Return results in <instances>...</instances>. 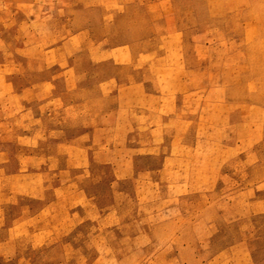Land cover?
<instances>
[{"label":"crops","instance_id":"obj_1","mask_svg":"<svg viewBox=\"0 0 264 264\" xmlns=\"http://www.w3.org/2000/svg\"><path fill=\"white\" fill-rule=\"evenodd\" d=\"M34 6L16 4L18 24L37 22L31 13H18ZM44 20H51L48 13ZM93 30L52 41L30 28L23 46L15 30L16 58L7 70L0 62V107L12 105V121L29 124L19 139L32 147L35 138L48 143L43 161L30 156L28 165L18 163L11 173L0 149V264H22V242L48 248L54 235L78 237L85 223L96 230L94 241H68L61 245L66 255L48 264H264V177L258 176L264 162L251 159L264 131L260 115L252 114L261 103L229 96L210 62L203 56L197 63V51L165 46L174 33L141 30L135 39L107 46L110 36L96 37ZM26 60L30 74L40 63L34 71L50 76L26 85L8 82L26 72L20 65ZM242 155L250 178H242L236 209L223 196L214 204L228 163ZM92 169L109 171V179L102 172L95 183L109 187L105 206L84 188ZM49 178L54 188L44 209L4 225L5 209L18 199L45 200ZM122 184L133 187L130 196L116 188Z\"/></svg>","mask_w":264,"mask_h":264},{"label":"rangeland","instance_id":"obj_2","mask_svg":"<svg viewBox=\"0 0 264 264\" xmlns=\"http://www.w3.org/2000/svg\"><path fill=\"white\" fill-rule=\"evenodd\" d=\"M29 1L35 6L31 9L23 7L22 11L18 10L22 16L31 13V17L38 19L28 28L22 23V19L21 24H18L20 19L15 20L14 12H16V4ZM45 13H48L49 19L51 18L48 22L44 20ZM30 28L31 33H36L37 38L39 36L41 39L52 41L83 30L94 29L96 37L110 36V41L106 42L107 46L121 45L135 39L141 30L151 35L159 34L161 37L174 33L176 39L165 40V46L179 48L185 52L197 51L199 53L195 58L197 63L204 62V59L210 62L214 78L222 77L221 81L229 86L230 90L227 92L229 96L235 99L245 96L250 101L261 103L260 112L254 110L252 114H259L262 123L264 121V0H0V62L7 63L6 70L10 69L11 61L16 58L14 48L20 44L19 38L23 36L24 39L21 40L23 46V40H26L24 34ZM15 30L21 33L20 37L13 34ZM194 38L197 40L194 41ZM203 56L204 59L200 58ZM20 65L26 72L8 77V82L26 85L30 81H42L50 76V73L34 71L35 68L40 69L38 67L40 63H36L37 66L34 64L31 74L28 72L27 60L22 61ZM57 71L53 69L51 76L59 86L61 81ZM237 82L238 89L235 88ZM59 94L60 90L57 88L54 95L59 96ZM12 95L10 91H6L5 98L11 99ZM218 95L220 93H214V96ZM12 113V105L0 107V149L6 154L8 173L16 170L18 163L28 165L30 156L43 161L48 145L44 137L35 138L36 142L33 144L36 148L29 146L28 139H23L22 136L19 139L18 134H24L30 126L28 123L19 126L13 122ZM42 125L44 126V123ZM234 139L235 134H230L228 142L234 143ZM253 157L259 162H264V131H262V140L252 151L251 159ZM242 163L243 155L240 159L230 160L224 170L223 183L218 185L213 193L214 204L216 199L223 196L230 205H234L232 210L236 209L235 196L242 187L240 185L242 178L245 177L246 183L250 178L249 170L242 166ZM102 172L106 175L105 180L109 179L108 170L92 169L93 178L85 181L84 187L95 196L98 206H105L110 202L108 185L105 182L95 184L97 176ZM258 176L264 177V169ZM46 180L51 181V184H46L43 188L45 200L31 201L25 197L18 199L16 205L5 209L4 225H10L14 217L28 215V211L36 213L44 209L46 202L51 199L54 188L53 178ZM8 186L6 181L4 189L7 190ZM116 188L129 196L133 192L130 184H122ZM123 204L124 206L126 204V209L135 207L134 203L123 202ZM80 230L78 237L54 235L53 239L48 240L52 243L48 248L30 249L27 242H22L20 245L24 259L22 264H48L60 261L66 255L61 245L68 241L74 244L85 241L90 245L94 241L96 230L89 223L82 224ZM228 238L235 240L236 235L230 234ZM87 247L84 253L86 258L91 259L93 251Z\"/></svg>","mask_w":264,"mask_h":264}]
</instances>
